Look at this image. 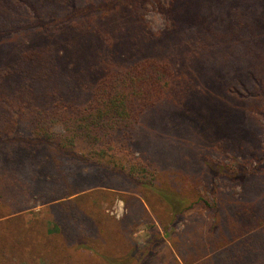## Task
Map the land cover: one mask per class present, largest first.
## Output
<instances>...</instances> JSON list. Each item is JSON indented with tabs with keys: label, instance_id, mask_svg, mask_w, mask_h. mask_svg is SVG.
<instances>
[{
	"label": "trees",
	"instance_id": "obj_1",
	"mask_svg": "<svg viewBox=\"0 0 264 264\" xmlns=\"http://www.w3.org/2000/svg\"><path fill=\"white\" fill-rule=\"evenodd\" d=\"M224 2L227 8L217 13L224 22L211 29L212 38L224 42V55L239 68L227 66V77L233 83L249 79L244 91L238 87L229 92L248 96L249 105L263 113L264 47L257 20L264 3ZM149 3L0 0V40L8 38L3 47L10 53L5 59L0 50V261L145 264L161 234H152L140 252L129 224L110 220L100 209L103 197L112 200L114 195L99 193L93 200L81 195L100 180L101 187L131 186V191L124 190L145 194L165 232L176 229L196 206L213 210L212 220L191 223L171 239L177 257L168 264H264V203L258 198L244 211H230L216 198L211 205L199 192L189 194L177 184H163L153 167L134 159L138 124L166 98L175 68L151 58L112 71L105 58L116 44L120 6L145 22ZM160 8L164 10L161 4ZM192 36H199L195 26L183 32V44L217 65L210 49L188 43ZM79 144L88 152L76 153ZM91 161H106L102 177L84 172L88 164H95ZM232 174L221 175L235 183L244 176ZM206 191L215 195L216 189ZM124 199L133 209L134 196ZM31 203L52 206L54 231L41 221L32 225L20 216L9 218L29 211Z\"/></svg>",
	"mask_w": 264,
	"mask_h": 264
},
{
	"label": "rangeland",
	"instance_id": "obj_2",
	"mask_svg": "<svg viewBox=\"0 0 264 264\" xmlns=\"http://www.w3.org/2000/svg\"><path fill=\"white\" fill-rule=\"evenodd\" d=\"M160 4L158 0H150L145 22H139L129 8L119 5L116 44L113 50L107 51L105 58L107 68L112 71L151 58L171 63L175 68L166 98L149 109L138 124L134 133V159H143L153 167L163 184H177L180 190L189 194L199 192L211 205L218 199L221 207L225 205L230 211L235 208L244 211L255 198L264 203V112L261 113L260 107L250 106L248 96L229 92L238 87L244 91L249 79L243 76L244 80L239 78L233 83L227 77L226 67H235V62L224 55V42L216 37L213 40L211 33L216 23L224 22L217 13L227 5L224 0H181L179 3L160 0ZM240 23L247 28L250 26L245 21ZM192 26L197 27L199 36H192L188 43L210 49V59L217 65L207 63L206 54L198 56L186 42L183 44L181 35ZM257 29L264 47V11L258 16ZM7 44V37L0 40L5 59L10 58L9 49L3 47ZM261 73L264 75V63H261ZM261 100L264 106V98ZM59 131L64 133L62 129ZM86 152V147L79 144L76 153ZM90 163L95 164H88L84 172L91 171L102 177L106 161ZM236 171L244 173L240 183L228 182L221 175L223 172L231 176ZM100 183L103 182L99 180L81 195H88L90 200L99 193L114 195L112 200L104 196L100 209L110 220L129 224L130 236L140 252L144 251L152 234H161L145 264L170 263L177 257L171 239L184 233L191 223L212 220L210 213L213 214V210L199 205L186 214L176 229L171 227L165 232L148 206L145 194L124 190L131 191V186L107 188L101 187ZM120 184L124 186L122 182ZM206 188L216 189L215 195ZM133 196L134 208L130 210L124 197ZM135 199L144 205L139 206ZM117 214H121L119 218ZM16 216L22 217L20 220L26 224L41 221L52 231L56 226L51 205L31 203L29 211L9 218ZM0 264L27 263L17 260L12 263L0 261Z\"/></svg>",
	"mask_w": 264,
	"mask_h": 264
},
{
	"label": "built area",
	"instance_id": "obj_3",
	"mask_svg": "<svg viewBox=\"0 0 264 264\" xmlns=\"http://www.w3.org/2000/svg\"><path fill=\"white\" fill-rule=\"evenodd\" d=\"M121 214H117V217L119 218Z\"/></svg>",
	"mask_w": 264,
	"mask_h": 264
}]
</instances>
